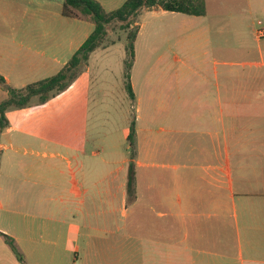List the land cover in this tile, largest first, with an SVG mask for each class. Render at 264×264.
I'll list each match as a JSON object with an SVG mask.
<instances>
[{
  "label": "crops",
  "instance_id": "obj_1",
  "mask_svg": "<svg viewBox=\"0 0 264 264\" xmlns=\"http://www.w3.org/2000/svg\"><path fill=\"white\" fill-rule=\"evenodd\" d=\"M64 1L8 0L4 25L22 40L17 50L0 48V76L9 87L23 89L54 76L93 32L89 18L62 15ZM95 1L110 13L126 0ZM203 3V15L153 8L137 17L147 13L177 20L183 15L186 35L176 44L185 56L175 77L179 95H171L170 81L163 96L141 91L139 97L130 72L135 128L130 197L127 171L120 178L110 171L93 180L90 166L86 175V162H78L62 185L58 176L44 174L38 153L15 146L24 133L1 131L0 233L14 240L25 264H264V94H249L251 81L244 82L243 94H236L240 84L233 75L221 78L234 74L235 67L248 74L264 71L262 38L254 32L256 47H247L242 33L255 15L264 18V0ZM137 26L135 58L142 23ZM226 35L241 41L239 50L251 60L209 61L211 54L231 56L232 49L221 42ZM108 36L114 37L109 27ZM122 41L103 42L71 86L47 102L8 109L7 123L8 111L35 114L36 106L46 110L76 98L96 80L93 56L107 55ZM46 72L52 75L40 79L36 74ZM28 76L33 82L26 84ZM0 94L1 102L7 99L2 87ZM128 162L125 158L126 167ZM0 264H20L3 236Z\"/></svg>",
  "mask_w": 264,
  "mask_h": 264
},
{
  "label": "rangeland",
  "instance_id": "obj_2",
  "mask_svg": "<svg viewBox=\"0 0 264 264\" xmlns=\"http://www.w3.org/2000/svg\"><path fill=\"white\" fill-rule=\"evenodd\" d=\"M30 1L33 0H27L28 4ZM22 4L25 2L22 1ZM8 5V0H0V48L17 50L22 42L19 34L10 35V29L4 25L7 19V15L4 14L5 11L7 13ZM144 10L147 11V9ZM13 14L19 13L13 11ZM183 18L185 16L181 15L177 17V20H173L169 16L159 18L147 13L140 15L139 20L136 18V24L138 25L140 21L142 28L135 43L136 58L131 75L139 97H142L141 91L156 97L160 94L163 96L164 87L168 89L170 81L171 95L180 94V79L175 77L185 56L180 46L176 44L186 35V31H182L181 19ZM261 28H264V18L258 15L248 20L245 29L243 25L242 33L246 35L247 47H256L254 32ZM109 31L114 34V37H106L103 46H108L117 40L123 41L112 46L107 55L93 56L90 68L92 73L96 72V80L88 89L79 90L81 93H77L76 98L70 97L57 101L53 107L46 110L36 106L37 108L32 109L35 114L25 112L12 114L10 111L6 113L10 116L5 129H15L25 134L24 137H17L15 146L38 153L36 162L42 163L44 174L58 176L62 179V185L70 180L73 171H77L78 162H86V175H88L87 166H90L89 175L93 180L103 177L110 171L113 172L114 177L120 178L125 176L127 171L124 160L125 158L129 160V150L124 133L132 122L134 111L132 100L123 88L122 75L125 38L129 30L123 29L121 23L114 22L109 26ZM260 40L264 42V38ZM221 42L232 49L231 56L211 54L208 56L209 61L226 59L244 63L251 60L250 56H246L240 51L241 49L239 50L241 41L226 35ZM3 49L0 50V54ZM165 67H167L166 71H163ZM168 67H171L170 72ZM232 69L236 70L234 74L225 72L221 74V78L228 80L231 79L229 76L233 75L236 83L240 84L236 94H243L245 81L252 83L253 88L248 90L249 94H264V88H261L264 82V71L252 70L248 74L240 67ZM4 72L8 71L3 69ZM36 74L40 76V79L52 75L47 72ZM25 82L29 84L33 80L28 76ZM224 94H228L227 91ZM1 99L0 94V102ZM37 103L39 100L34 97L27 107ZM73 145L80 149L72 151ZM127 222L125 218L124 223ZM13 256L15 257L14 254Z\"/></svg>",
  "mask_w": 264,
  "mask_h": 264
},
{
  "label": "trees",
  "instance_id": "obj_3",
  "mask_svg": "<svg viewBox=\"0 0 264 264\" xmlns=\"http://www.w3.org/2000/svg\"><path fill=\"white\" fill-rule=\"evenodd\" d=\"M153 8H160L167 12L185 15L198 16L204 14L203 0H126L121 7L110 13H105L101 5L95 0H65L62 6V15L64 17L89 18L94 24V30L75 52L65 67L52 77L28 85L23 89H13L9 87L5 79L0 76V86L8 95L7 99L0 103V133L8 124L5 117V112L8 109L25 108L34 97L38 98L40 104H43L50 98L65 91L80 74L89 55L104 42L108 27L114 22L121 23L123 29L129 30L125 38L126 57L123 63V77L124 89L132 100L134 95L130 82V72L135 59L134 42L139 31V27L135 20L141 10H150ZM134 142L135 128L134 122H131L126 136V143L129 150V162L127 164V194L129 197L131 195L133 182L131 160ZM0 236H3L19 263L25 264L24 257L14 240L1 233Z\"/></svg>",
  "mask_w": 264,
  "mask_h": 264
},
{
  "label": "built area",
  "instance_id": "obj_4",
  "mask_svg": "<svg viewBox=\"0 0 264 264\" xmlns=\"http://www.w3.org/2000/svg\"><path fill=\"white\" fill-rule=\"evenodd\" d=\"M256 36H257L258 38H263V37H264V28H261L260 30H258V31L256 32Z\"/></svg>",
  "mask_w": 264,
  "mask_h": 264
}]
</instances>
